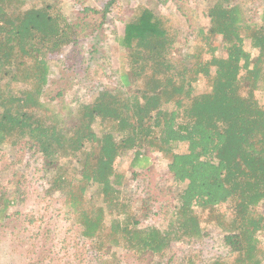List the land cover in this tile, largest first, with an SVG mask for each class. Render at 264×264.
Masks as SVG:
<instances>
[{
  "label": "trees",
  "instance_id": "16d2710c",
  "mask_svg": "<svg viewBox=\"0 0 264 264\" xmlns=\"http://www.w3.org/2000/svg\"><path fill=\"white\" fill-rule=\"evenodd\" d=\"M247 1L253 6L214 0L207 29L199 28L193 50L177 58L179 30L171 17L137 6L114 36L121 51L117 84H86L83 97L65 104L62 90L44 95L50 62L79 75L81 59L66 50L76 46L74 28L89 29L88 22L73 24L56 0H0V147L13 150L22 142L39 155L45 190L64 195L68 217L100 253V264H119L114 247L154 264L172 243L200 241L209 224L221 232L226 252L206 264H264L258 237L264 231L258 210L264 201V105L255 96L264 88V0ZM112 4L101 9L104 21ZM104 21L92 24L90 33ZM200 77L209 91H195ZM180 144L185 151H176ZM129 152L130 166L140 168L148 164V152L160 154L180 186L168 202L165 225L144 222L150 196L138 209L125 195L127 171L117 163ZM129 172L132 178L141 173ZM91 187L98 199L87 196ZM11 199L0 184V218Z\"/></svg>",
  "mask_w": 264,
  "mask_h": 264
},
{
  "label": "rangeland",
  "instance_id": "374dc122",
  "mask_svg": "<svg viewBox=\"0 0 264 264\" xmlns=\"http://www.w3.org/2000/svg\"><path fill=\"white\" fill-rule=\"evenodd\" d=\"M70 21L84 24L90 28L96 25L101 17V9L108 0H56ZM214 0H113L107 13V19L91 34L90 28L78 27L75 47H68L69 57H79L78 76L71 72L64 74L61 66L52 60L48 84L45 87V97L57 92L62 95L60 101L70 104L72 99L83 97L86 84L102 85L113 88L119 78V62L121 51L117 47L114 36L120 35L127 16L140 5H146L157 13L169 15L175 27L179 30L177 37L176 58L186 51H192L199 28L208 27L206 11ZM28 4L40 0H27ZM242 5L253 6L247 0H233ZM84 6L99 9L98 13H85ZM250 16L257 17V10L250 8ZM82 20V21H81ZM95 35V36H94ZM219 45V38L213 40ZM245 48L252 55L257 50L250 48L248 41ZM223 53L217 50L216 54ZM208 58V54L203 55ZM71 78H70V77ZM69 82V83H67ZM196 92L210 90L209 82L200 77L194 83ZM259 104L264 105V88L255 91ZM186 150L180 144L177 152ZM133 152L122 157L117 167L127 171L124 182L125 195L131 198L136 208L147 206L141 198L151 197L152 209L149 217L144 220L149 223L165 225L169 218L171 207L168 202L174 201L180 186L173 183L167 171V160L158 153H147L148 164L145 168L131 167ZM74 162V160H72ZM141 172L132 178L129 171ZM43 160L37 154L27 149L24 143H19L13 150L8 146L0 147V184L9 190L11 200L0 218V264H100V253L95 252L90 240L81 237L79 229L68 217V208L64 203V195L59 192H47L46 177L44 178ZM14 184H18L16 191ZM15 194V196H14ZM99 198L94 187L87 196ZM147 208V207H146ZM145 209V208H143ZM155 210H157L155 212ZM264 213V201L258 206ZM199 211V209H197ZM155 212V213H154ZM204 224V222L202 221ZM207 235L194 244L174 242L161 259L154 258V264H206L209 256L217 252H226L221 232L216 226L209 224ZM264 245V231L258 235ZM119 264H144L135 255L122 247H114ZM171 258V259H170Z\"/></svg>",
  "mask_w": 264,
  "mask_h": 264
}]
</instances>
